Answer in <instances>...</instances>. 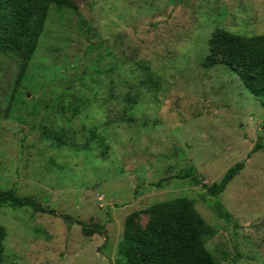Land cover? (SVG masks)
Wrapping results in <instances>:
<instances>
[{
  "label": "rangeland",
  "instance_id": "rangeland-1",
  "mask_svg": "<svg viewBox=\"0 0 264 264\" xmlns=\"http://www.w3.org/2000/svg\"><path fill=\"white\" fill-rule=\"evenodd\" d=\"M75 1L50 5L17 88L18 60L0 55V190L58 212L0 205V264H128L127 217L144 230L180 197L210 226L215 264H264V97L222 54L204 66L217 28L264 34V0ZM240 161L219 196L181 177L193 167L210 185Z\"/></svg>",
  "mask_w": 264,
  "mask_h": 264
},
{
  "label": "trees",
  "instance_id": "trees-1",
  "mask_svg": "<svg viewBox=\"0 0 264 264\" xmlns=\"http://www.w3.org/2000/svg\"><path fill=\"white\" fill-rule=\"evenodd\" d=\"M51 4L78 10L75 0H0V55L13 56L19 62L15 88L21 84L34 56ZM209 46L210 63H204V66L216 63L217 56L222 54L223 63L239 76L245 87L256 96L264 97V34L243 36L217 28L209 39ZM45 132L54 146L67 143L64 133L54 129H46ZM244 167V161L237 162L220 181L210 185L203 183L193 167L185 170L181 177L192 178L210 195L219 196ZM0 205L58 214L36 198L20 196L13 190H0ZM217 209L222 218L232 221L233 216L221 202H218ZM61 216L75 222L68 214ZM79 223L86 232L104 233L102 225ZM211 233L210 226L196 212L193 200L186 197L170 199L158 204L144 230L135 226L132 215L127 217L125 240L119 247V253L128 264H215L205 242ZM7 234L6 227L0 224V262Z\"/></svg>",
  "mask_w": 264,
  "mask_h": 264
}]
</instances>
